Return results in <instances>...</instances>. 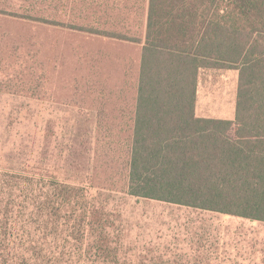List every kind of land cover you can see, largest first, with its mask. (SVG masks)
<instances>
[{
  "label": "trees",
  "instance_id": "obj_1",
  "mask_svg": "<svg viewBox=\"0 0 264 264\" xmlns=\"http://www.w3.org/2000/svg\"><path fill=\"white\" fill-rule=\"evenodd\" d=\"M15 8L29 15L0 34L29 26L76 51L55 98L96 111L101 187L264 222V0H0ZM206 67L238 70L234 120L195 115ZM108 249L104 236L98 262L119 264Z\"/></svg>",
  "mask_w": 264,
  "mask_h": 264
},
{
  "label": "rangeland",
  "instance_id": "obj_2",
  "mask_svg": "<svg viewBox=\"0 0 264 264\" xmlns=\"http://www.w3.org/2000/svg\"><path fill=\"white\" fill-rule=\"evenodd\" d=\"M10 13L5 29L29 15ZM30 29L0 34V264H100L104 236L119 264H264L262 221L100 186L96 112L55 98L76 51L46 49Z\"/></svg>",
  "mask_w": 264,
  "mask_h": 264
},
{
  "label": "crops",
  "instance_id": "obj_3",
  "mask_svg": "<svg viewBox=\"0 0 264 264\" xmlns=\"http://www.w3.org/2000/svg\"><path fill=\"white\" fill-rule=\"evenodd\" d=\"M204 72H209L205 78H210L207 82H203ZM237 84V69L200 68L196 80L195 115L203 118L234 120Z\"/></svg>",
  "mask_w": 264,
  "mask_h": 264
}]
</instances>
